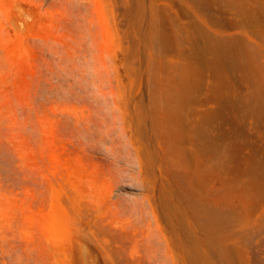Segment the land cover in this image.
Instances as JSON below:
<instances>
[{"label": "rangeland", "instance_id": "obj_1", "mask_svg": "<svg viewBox=\"0 0 264 264\" xmlns=\"http://www.w3.org/2000/svg\"><path fill=\"white\" fill-rule=\"evenodd\" d=\"M0 264H264V0H0Z\"/></svg>", "mask_w": 264, "mask_h": 264}, {"label": "bare ground", "instance_id": "obj_2", "mask_svg": "<svg viewBox=\"0 0 264 264\" xmlns=\"http://www.w3.org/2000/svg\"><path fill=\"white\" fill-rule=\"evenodd\" d=\"M219 112V111H218ZM221 115H222V113H221Z\"/></svg>", "mask_w": 264, "mask_h": 264}]
</instances>
